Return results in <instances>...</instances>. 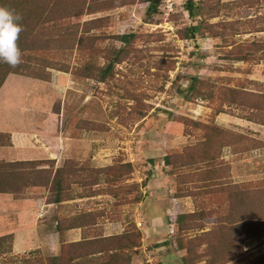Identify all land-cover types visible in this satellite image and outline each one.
<instances>
[{
	"label": "rangeland",
	"instance_id": "1",
	"mask_svg": "<svg viewBox=\"0 0 264 264\" xmlns=\"http://www.w3.org/2000/svg\"><path fill=\"white\" fill-rule=\"evenodd\" d=\"M97 1L108 8L84 19H103L89 32L101 38L93 40L98 51L87 55L74 47L65 55L72 70L52 68L48 79H39L47 96L43 156L55 158L48 163L53 168L65 161L94 168L128 162L131 171L123 178L108 171V179L88 187L73 182L65 194L72 198L56 203L46 201L49 195L43 187L30 188L43 198L4 200L0 235L9 237L13 229L26 228L29 245L35 248L14 253L12 240L3 239L0 264H53L65 243L54 248L52 241H45L36 247L35 232L53 230L55 221L72 220L75 213L81 221L87 215L102 223L94 229L98 233L103 232V223L114 234L122 225L121 233L127 237L118 255L121 264H204L194 260L204 248L198 242L190 260H182L187 249H178L177 235L188 243L186 237L209 230L222 219L213 200L218 182L264 179V123L251 114L255 109L264 114V50L249 60L226 56L240 45L264 42V0H193V14L187 0H118V7H112L115 0ZM199 22L212 25L215 35L183 37L185 27ZM120 34L128 35V41L114 38ZM85 63L93 68L89 77ZM103 67H109L107 74ZM103 74L104 80L98 81ZM193 78L198 90L188 91ZM217 129L233 142L244 141L245 150L225 145L216 156L220 138L212 130ZM209 136L216 141L215 156L181 165L180 155L201 153ZM83 193L86 196H80ZM195 209L204 210L197 217L205 227L179 233L175 217ZM160 213L163 220L154 222L147 237L145 219ZM255 232L240 259L226 264L258 262L264 254V227Z\"/></svg>",
	"mask_w": 264,
	"mask_h": 264
},
{
	"label": "trees",
	"instance_id": "2",
	"mask_svg": "<svg viewBox=\"0 0 264 264\" xmlns=\"http://www.w3.org/2000/svg\"><path fill=\"white\" fill-rule=\"evenodd\" d=\"M115 1L117 2L112 7L121 6L120 1ZM147 1L153 3L154 0ZM98 4L99 7L95 9ZM0 7L20 14L22 20L19 23L23 26V31L17 42L22 52V63L16 68H11L6 63L0 62V86L10 73L46 80L49 78V70L52 68L61 71L72 70L69 63L65 62V55L70 54L74 47L87 55L99 49L94 46L93 40L97 41L101 38H93L89 32L93 28H98L103 19L100 17L84 19V16L108 8L106 3L97 0H0ZM186 7L193 14L194 1L187 0ZM212 29V25L199 22L185 27L183 37L194 38L203 33L214 36L215 32ZM114 38L120 42L128 41L126 34L115 35ZM263 50L264 42L253 41L229 50L226 56L228 59L249 60ZM83 68L88 72L85 76L89 77L93 69L92 65L85 63ZM108 69L109 67L102 68L105 74L108 73ZM105 74L101 75L98 81H103ZM197 88V80L193 78L188 91H197ZM232 91L237 90L232 89ZM259 111L255 109L251 114L256 115L258 120L264 123V114H260ZM212 132L215 135L218 133L216 137L220 138L215 148L217 151L214 149L216 141H213V137L209 136L203 144L201 153L190 154L188 158L185 155H180L181 165L184 162H199L202 161V158L211 159L215 156V152L218 156L219 151L225 145H230L234 151L245 150L244 141L233 142L220 129L215 132L212 130ZM53 160L0 161V193H9L14 198L36 199L42 196L33 195L30 188L43 187L49 195L46 201L56 203L72 198L69 194H65L73 182L82 187H88L104 181L105 178L108 179V171L117 172L121 178L127 177L131 171V165L128 162L122 163L116 168L112 165L94 168L88 163H81L79 166L73 167L68 163L70 161H65L61 166L53 168L48 165L49 162H54ZM164 161L166 164H170L169 155H165ZM73 174H76L77 177H72ZM145 184L146 181L141 185ZM217 184L220 187L215 190V195H213L215 198L213 199L212 195L211 198L217 200L216 207L220 209L222 219L209 230L195 234L194 237H186L188 243H184L182 237L177 235L178 249H187L186 255L184 254L182 257L184 262H188L192 257L193 245L197 242L198 247L204 245V248L197 253L194 260H204V264H226L234 259L239 260L245 251L246 240L256 233L255 230L258 226L264 227V179L255 182L221 181ZM86 194L83 193L80 196H86ZM136 200L138 201L139 198ZM199 211L203 212L204 210L195 209L193 212L178 214L175 217L178 224L177 231L184 233L190 229H203L205 224L197 217L201 215ZM78 218L80 219V217H76L71 220L67 217L63 221H55V225H52L51 228L54 231L62 232L71 227L82 226V222ZM166 220L170 223L169 217L166 216ZM249 228L252 230L251 234L246 231ZM125 234L94 236L92 239L83 236L79 242H66L59 256H55L54 260L57 263L53 264H87L84 262L85 256H87V250H85L87 245H91L87 246L89 250L96 254L99 253L95 264H121L118 255L121 253V249L123 250L122 240L127 237ZM12 236V234L9 237L2 235L0 242L7 238L11 240ZM132 246L135 247V245ZM1 247L2 244H0ZM73 251L75 252L72 253ZM2 253L4 252L0 250V254ZM258 259V262L248 260L247 263L264 264V254Z\"/></svg>",
	"mask_w": 264,
	"mask_h": 264
},
{
	"label": "crops",
	"instance_id": "3",
	"mask_svg": "<svg viewBox=\"0 0 264 264\" xmlns=\"http://www.w3.org/2000/svg\"><path fill=\"white\" fill-rule=\"evenodd\" d=\"M44 86V84L40 85V80L37 78L17 73L8 74L0 86V161L51 159L43 156L47 144L45 133L47 96ZM10 198L17 201L35 199L14 198L9 193H0V206H2L4 200H10ZM36 199H39V197ZM157 212L159 213L160 210ZM160 214L145 219L147 224L144 223V228L147 237L151 235L154 222L157 223V220H163V215ZM75 216L77 217V213H75ZM85 216L87 219L81 221L82 226L71 227L62 232L44 229L41 231V229H38L35 232L38 239L36 247H39L45 241H52L55 248L56 245L60 247L62 243L79 242L83 239V236L92 239L94 236L104 237L114 234L109 229L105 230L110 228L106 223L101 225L103 232H95V227H99L102 223L97 220H90L87 215ZM140 224L141 221L138 222L139 226ZM122 228L121 224L118 225L116 234H120ZM25 230L26 228L23 229L22 227L12 230L14 232L11 239L12 252L20 253L35 248L29 245V239L26 236L27 231ZM19 237L24 239V243L17 242ZM86 255L87 259L84 262L95 264L94 262L99 253L96 254L92 250H87Z\"/></svg>",
	"mask_w": 264,
	"mask_h": 264
},
{
	"label": "clouds",
	"instance_id": "4",
	"mask_svg": "<svg viewBox=\"0 0 264 264\" xmlns=\"http://www.w3.org/2000/svg\"><path fill=\"white\" fill-rule=\"evenodd\" d=\"M22 16L5 7H0V62L11 68L22 63V52L18 46L23 26L19 23Z\"/></svg>",
	"mask_w": 264,
	"mask_h": 264
}]
</instances>
